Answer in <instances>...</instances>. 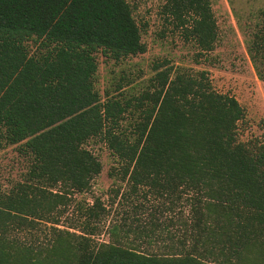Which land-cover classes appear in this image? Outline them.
<instances>
[{"label": "trees", "instance_id": "16d2710c", "mask_svg": "<svg viewBox=\"0 0 264 264\" xmlns=\"http://www.w3.org/2000/svg\"><path fill=\"white\" fill-rule=\"evenodd\" d=\"M165 12L201 51L215 48L210 0H168ZM256 37L249 51L264 82V21ZM100 50L115 61L146 51L127 0H0V148L20 145L32 157L28 180L44 184L0 201V264H264V120L259 136L242 141L246 111L234 96L218 92L206 71L167 68L151 80L128 135L121 121L131 102L103 101L95 87ZM96 137L134 187L190 204L204 250L158 255L61 238L39 252L8 240L12 223L44 208L41 198L51 211L91 188L102 164L85 144Z\"/></svg>", "mask_w": 264, "mask_h": 264}, {"label": "rangeland", "instance_id": "374dc122", "mask_svg": "<svg viewBox=\"0 0 264 264\" xmlns=\"http://www.w3.org/2000/svg\"><path fill=\"white\" fill-rule=\"evenodd\" d=\"M168 0H127L141 30L146 51L115 61L102 50L95 54L98 69L95 87L102 100L111 96L129 100L121 129L132 135L142 121L147 100L153 92L151 80L161 70L181 68L191 73L206 71L213 87L234 96L246 111L239 136L248 141L259 136L264 120V82L257 77L249 48L257 40L264 21V0H210L218 26V41L210 52L200 48L178 29L165 12ZM29 47L35 51L36 44ZM160 69L156 71V67ZM102 164V172L85 192H71L53 210L44 208L23 221L12 223L6 233L15 247L44 252L66 239L73 245L87 243L90 249L102 243L117 244L150 254H174L197 247L191 228L190 204L151 194L145 186L134 187L124 174L122 162L102 137L85 144ZM32 157L20 145L0 148V201L21 194V185L43 186L29 181ZM60 193V187L52 188ZM39 200V195H36ZM90 211L94 215L89 216Z\"/></svg>", "mask_w": 264, "mask_h": 264}]
</instances>
